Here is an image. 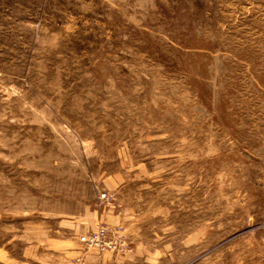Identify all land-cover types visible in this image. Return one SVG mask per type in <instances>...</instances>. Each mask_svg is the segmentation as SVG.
I'll use <instances>...</instances> for the list:
<instances>
[{"label": "rangeland", "instance_id": "1", "mask_svg": "<svg viewBox=\"0 0 264 264\" xmlns=\"http://www.w3.org/2000/svg\"><path fill=\"white\" fill-rule=\"evenodd\" d=\"M0 264H264V0H0Z\"/></svg>", "mask_w": 264, "mask_h": 264}, {"label": "built area", "instance_id": "2", "mask_svg": "<svg viewBox=\"0 0 264 264\" xmlns=\"http://www.w3.org/2000/svg\"><path fill=\"white\" fill-rule=\"evenodd\" d=\"M105 196H101L104 199ZM120 231L117 228H108L101 225L96 226L92 231L79 237L78 242L86 250L96 252L126 250L120 239Z\"/></svg>", "mask_w": 264, "mask_h": 264}, {"label": "crops", "instance_id": "3", "mask_svg": "<svg viewBox=\"0 0 264 264\" xmlns=\"http://www.w3.org/2000/svg\"><path fill=\"white\" fill-rule=\"evenodd\" d=\"M94 255V254H93Z\"/></svg>", "mask_w": 264, "mask_h": 264}]
</instances>
